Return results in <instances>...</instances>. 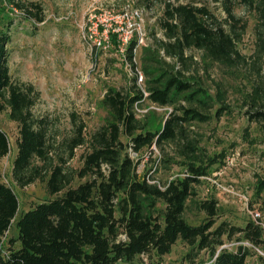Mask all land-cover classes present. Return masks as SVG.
Segmentation results:
<instances>
[{"label": "trees", "instance_id": "obj_1", "mask_svg": "<svg viewBox=\"0 0 264 264\" xmlns=\"http://www.w3.org/2000/svg\"><path fill=\"white\" fill-rule=\"evenodd\" d=\"M217 1L222 18L203 5L164 1L158 22L164 40L157 43L164 56L172 59L171 64L156 67L159 61L152 50L140 58L149 63L148 68L141 65L144 88L140 89L136 75L124 89L106 87L101 98L107 112L104 121L87 137L84 123H73V134L63 141L66 154L47 169L48 119L32 112L39 97L34 86L14 80L10 74L7 45L13 19H6L0 27V112L8 110L18 128L12 176L20 187L42 181L47 197L18 216L16 235L5 242L19 203L0 177V264H144L143 257L148 264H158L152 256L160 258L169 253L177 240L188 246L184 259L190 264H245L250 247L264 242V228L251 219L243 226L224 220L215 224L217 201L213 197L197 201L204 213L200 223L189 224L183 216L195 196L194 186L206 174L202 166L193 164L197 142L187 137L185 126L207 121L209 115L203 111L211 107L198 79L184 73L191 62L185 51L195 49L207 60L227 67L245 64L237 49L245 22L234 14L233 7L242 5L252 10L264 25V0ZM2 2L13 5L24 18L36 22L44 19L36 2ZM135 46L132 38L124 49L131 67ZM253 53L251 67L259 75L260 64H264V29L256 30ZM256 80L248 94L250 109L246 112L250 122L264 125V82L258 76ZM143 101L172 108L159 127L151 128L137 117L136 107ZM223 109L220 106L216 116ZM71 118H75L73 113ZM164 144L175 145L178 155L189 161L181 177L160 185L146 169L138 171L140 161H134L127 149L139 153ZM76 147L84 150L79 155L80 166L74 170L79 181L71 184L63 166L74 156ZM8 152L9 140L0 128V157ZM171 161L169 156L162 158L164 165ZM259 184L264 187V175ZM230 239L236 245L227 249L223 244ZM200 251H206V260H195ZM258 260L264 264L259 255Z\"/></svg>", "mask_w": 264, "mask_h": 264}, {"label": "rangeland", "instance_id": "obj_2", "mask_svg": "<svg viewBox=\"0 0 264 264\" xmlns=\"http://www.w3.org/2000/svg\"><path fill=\"white\" fill-rule=\"evenodd\" d=\"M38 3L44 19L36 22L24 16L9 3H0V27L6 19H13L8 65L14 80L30 83L39 97L32 108L35 116L48 119V141L50 166L60 163L64 157L63 141L72 134L78 120L85 125L87 137L105 119L107 114L101 104L106 87L124 89L132 76L141 80L144 76L141 61L152 50L159 61L156 67L169 65L171 58L165 57L158 47L164 40L159 29V18L164 1L175 0H26ZM207 7L217 18L223 12L217 0H178ZM234 14L245 22L244 32L237 49L245 57V64L227 67L207 60L195 49L185 55L191 62L185 74L198 79L211 100V107L203 111L209 115L205 122L192 121L185 126L188 138L195 139L197 149L193 164L202 166L206 174L194 186L195 196L185 207L183 216L187 223L198 224L204 213L197 201L213 197L217 201L215 224L224 220L232 225L243 226L252 219L249 211L258 212L257 222L264 228V187L259 181L264 175V125L248 120L250 109L248 94L257 76L264 82V64H260L259 75L251 67L256 30L264 29L252 10L242 5L233 7ZM126 34V38L123 36ZM135 39L132 63L124 55L129 39ZM144 49V50H143ZM151 52V53H152ZM179 65H175V68ZM150 69V68H149ZM257 81V80H256ZM145 92V91H144ZM182 105L187 106L185 102ZM220 106L223 112L216 116ZM172 108L156 106L143 101L136 107L137 117L151 128L159 127ZM75 118H71V114ZM0 128L9 140V152L0 157V177L15 193L19 208L11 228L4 238L16 235L15 222L31 204L47 197L45 185L36 180L20 187L12 176V163L16 153L18 128L8 116V110L0 112ZM83 147L74 149V156L67 160L63 169L71 176L72 183L79 180L74 170L80 166L79 155ZM135 161L139 159L138 171L149 172L154 182L162 185L183 175L187 158L178 155L177 147L164 144L161 148H143L139 153L127 149ZM165 156L169 163L162 162ZM40 164V162H35ZM83 179H81L82 181ZM264 240V230H263ZM243 244L250 245L243 241ZM236 242L226 240L223 246L232 249ZM251 255L245 264H260L258 255L264 258V242L259 247H250ZM188 246L177 240L169 253L160 258L152 256L158 264H190L184 259ZM207 259L206 251H200L195 260ZM141 261L148 264L143 257Z\"/></svg>", "mask_w": 264, "mask_h": 264}, {"label": "built area", "instance_id": "obj_3", "mask_svg": "<svg viewBox=\"0 0 264 264\" xmlns=\"http://www.w3.org/2000/svg\"><path fill=\"white\" fill-rule=\"evenodd\" d=\"M124 38H126V34L123 36ZM138 81L141 80V75L138 76L137 78ZM249 214L251 215L253 221L257 222V217H258V212H256L255 210H251L249 211Z\"/></svg>", "mask_w": 264, "mask_h": 264}]
</instances>
